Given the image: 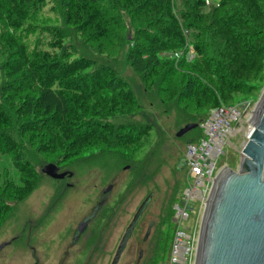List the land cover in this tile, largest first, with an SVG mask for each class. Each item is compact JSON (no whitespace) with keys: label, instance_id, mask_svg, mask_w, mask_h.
<instances>
[{"label":"rangeland","instance_id":"obj_1","mask_svg":"<svg viewBox=\"0 0 264 264\" xmlns=\"http://www.w3.org/2000/svg\"><path fill=\"white\" fill-rule=\"evenodd\" d=\"M101 1L110 32L98 42L67 23L65 0H46L39 10L37 0L22 32L0 14V109L12 120L0 131V245L10 242L0 251V264H112L149 196L118 264H169L174 205L187 185V143L202 135L198 126L183 137L178 131L224 104L253 115L264 93V32L240 2L202 0L205 6L197 8L199 0H169L184 39L172 46L158 32L167 17L156 7ZM222 20L257 57L255 68L232 63L217 31ZM61 39L64 48L54 50L50 42ZM44 51L90 67L82 77L89 91L83 100L44 85L34 64ZM223 74L240 89L229 90ZM62 114L66 120L57 125ZM245 126L225 147L219 168L236 170L250 132ZM48 163L73 176L45 175ZM98 206L87 231L72 243ZM191 217L197 235L203 217Z\"/></svg>","mask_w":264,"mask_h":264},{"label":"water","instance_id":"obj_2","mask_svg":"<svg viewBox=\"0 0 264 264\" xmlns=\"http://www.w3.org/2000/svg\"><path fill=\"white\" fill-rule=\"evenodd\" d=\"M250 124L253 130L242 155L239 154L236 170L222 169L211 192L203 215L195 264H264V93ZM197 126L188 124L176 136L183 137ZM42 172L55 180L72 175L59 172L58 165L53 163L46 164ZM150 198L142 203L126 229L112 264L119 262ZM99 208L80 223L74 243ZM9 244L2 243L0 251Z\"/></svg>","mask_w":264,"mask_h":264},{"label":"trees","instance_id":"obj_3","mask_svg":"<svg viewBox=\"0 0 264 264\" xmlns=\"http://www.w3.org/2000/svg\"><path fill=\"white\" fill-rule=\"evenodd\" d=\"M37 0H3L0 1V14L6 16L11 20V26L16 31H24V23L27 22V10L31 8L32 4H35ZM231 2H240L244 12L253 20L256 27L264 32V0H222ZM46 0H41L38 10L45 6ZM128 5H137V7H156L163 16L167 18L163 21V25L157 30L159 34L169 38V44L173 46L175 41L183 42V33L180 28L179 20L171 12V6L169 0H127ZM197 8L205 6V1L199 0L196 2ZM65 16L68 24L76 26L80 32L85 33L89 38L94 41H103L109 38V25L104 19V13L102 8V1L100 0H65ZM198 16V13H196ZM220 26H217L222 41L224 43L225 51L233 64H236L243 70H251L257 65V57L249 54L247 49L243 48V43L240 38L232 31V26L226 20L220 22ZM156 29V28H155ZM30 32V31H28ZM174 42V43H173ZM177 43V42H176ZM50 46L54 50L64 48V39L50 42ZM37 52V51H36ZM141 56L142 50L135 51ZM196 53L200 57L203 55L202 48L196 45ZM37 58L41 62L34 63L37 71L41 76V80L44 85L57 86L65 96L70 97L73 101L83 100L89 91H86L84 81L82 77L88 74L89 66H85L81 60L77 58L70 59L67 54L63 57V60L59 59V53H51L50 51H44L36 53ZM152 57V54L146 53ZM197 66V65H196ZM225 79L224 84L230 90L236 92L240 88L241 83L234 84L231 88L227 75H222ZM221 77V78H222ZM227 78V79H226ZM200 83V82H199ZM201 84V83H200ZM225 105V104H224ZM216 108V107H215ZM208 114V113H207ZM206 114V115H207ZM205 115V116H206ZM202 118V120L205 118ZM66 120L65 114L59 116L55 122L57 125H62ZM201 122V121H200ZM199 122V123H200ZM198 123V124H199ZM12 120L8 114L0 109V131L11 127ZM198 138V137H197ZM193 138V139H197Z\"/></svg>","mask_w":264,"mask_h":264},{"label":"built area","instance_id":"obj_4","mask_svg":"<svg viewBox=\"0 0 264 264\" xmlns=\"http://www.w3.org/2000/svg\"><path fill=\"white\" fill-rule=\"evenodd\" d=\"M247 112L241 105H220L212 109L198 124L202 135L187 143V185L180 201L174 205L176 229L169 264H195L200 231L195 235L193 229L196 225H193L195 220L191 215L202 214L203 217L217 177L223 169L218 167V159L224 154L225 147L246 129V124L250 130L248 137L252 132V113Z\"/></svg>","mask_w":264,"mask_h":264},{"label":"flooded vegetation","instance_id":"obj_5","mask_svg":"<svg viewBox=\"0 0 264 264\" xmlns=\"http://www.w3.org/2000/svg\"><path fill=\"white\" fill-rule=\"evenodd\" d=\"M58 167H59V166H58ZM59 172H61V173H62V172L72 173V172H70V171H61V168H60V167H59ZM72 176H73V173H72L71 176H70V175H67L65 179H67V178H69V177H72ZM99 209H100V208H99ZM99 209H98V210H99ZM97 213H98V212H97ZM97 213H96V214H97ZM92 220H93V219H92ZM89 224H90V223H89ZM79 225H80V224H79ZM88 226H89V225H88ZM136 226H137V225H136ZM78 227H79V226H78ZM78 227H77V229H78ZM87 228H88V227H87ZM135 228H136V227H135ZM77 229L75 230V233H74V236H73L72 243H74V237H75V235H76ZM134 230H135V229H134ZM86 231H87V229H86V230H85V231L79 236L78 240L80 239V237H81ZM133 232H134V231H133ZM124 234H125V233H124ZM132 234H133V233H132ZM123 236H124V235H123ZM122 238H123V237H122ZM78 240H77L76 242H78ZM121 240H122V239H121ZM76 242H75V243H76ZM120 242H121V241H120ZM119 245H120V244H119ZM118 247H119V246H118ZM116 252H117V251H116ZM122 254H123V253H122ZM121 256H122V255H121ZM119 261H120V260H119ZM118 263H119V262H118ZM118 263H117V264H118Z\"/></svg>","mask_w":264,"mask_h":264}]
</instances>
